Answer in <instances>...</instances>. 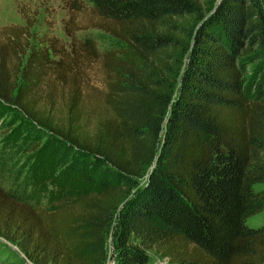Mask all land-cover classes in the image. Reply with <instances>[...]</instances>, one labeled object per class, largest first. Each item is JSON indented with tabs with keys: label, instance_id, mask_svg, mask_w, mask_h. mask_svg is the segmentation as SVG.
<instances>
[{
	"label": "trees",
	"instance_id": "1",
	"mask_svg": "<svg viewBox=\"0 0 264 264\" xmlns=\"http://www.w3.org/2000/svg\"><path fill=\"white\" fill-rule=\"evenodd\" d=\"M61 2L69 51L0 30V103L114 185L55 211L0 186V236L33 264H105L111 231L115 264H264V225L246 224L264 207V0ZM84 13L124 48L77 40Z\"/></svg>",
	"mask_w": 264,
	"mask_h": 264
},
{
	"label": "rangeland",
	"instance_id": "2",
	"mask_svg": "<svg viewBox=\"0 0 264 264\" xmlns=\"http://www.w3.org/2000/svg\"><path fill=\"white\" fill-rule=\"evenodd\" d=\"M87 14H81L79 21L85 27L75 32L77 40L90 38L100 53L121 50L124 46L109 34L88 27ZM67 12L61 0H0V30L5 26H25L30 28V46L42 47L48 39H56L67 51L70 38L65 35L64 22ZM84 67V66H83ZM98 66L84 67V101L88 110L95 106L101 109L93 88H102V78ZM96 94V95H95ZM99 96V95H98ZM60 106L57 111H60ZM60 115V113H58ZM93 120L90 118L89 124ZM59 145L43 128H39L25 118L15 107L0 103V186L16 194H21L31 205L45 211H55L60 207L75 203L84 194L95 193L114 181L102 174L101 169L77 161ZM147 176L139 180L142 185ZM264 190V183L255 186ZM250 227L264 225L263 210L247 219ZM105 264H115V238L113 231L106 237ZM147 264H171L153 250L146 251ZM0 264H33L20 248L0 236Z\"/></svg>",
	"mask_w": 264,
	"mask_h": 264
},
{
	"label": "water",
	"instance_id": "3",
	"mask_svg": "<svg viewBox=\"0 0 264 264\" xmlns=\"http://www.w3.org/2000/svg\"><path fill=\"white\" fill-rule=\"evenodd\" d=\"M150 169H152V167Z\"/></svg>",
	"mask_w": 264,
	"mask_h": 264
}]
</instances>
